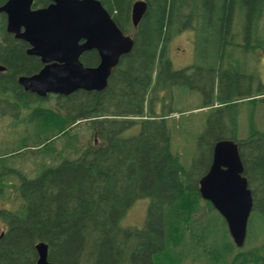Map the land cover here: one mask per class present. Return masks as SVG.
<instances>
[{
    "label": "trees",
    "instance_id": "obj_1",
    "mask_svg": "<svg viewBox=\"0 0 264 264\" xmlns=\"http://www.w3.org/2000/svg\"><path fill=\"white\" fill-rule=\"evenodd\" d=\"M6 1L0 0V7ZM98 1L119 30L131 37L132 50L119 59L105 89L54 97V108L42 106V99L18 84L19 77L36 74L42 64L27 55L26 43L7 33L6 17L0 13V67L4 68L0 71V116L30 109L27 116L34 124L27 135L35 142L23 139L21 149H33L42 156L34 177L14 171L18 181L11 188L17 205L13 209L0 206V264H36L38 243L47 245V259L52 264H184L186 258L193 264H212L210 252L220 251L211 246L205 216L217 212L201 199L199 180L210 167L214 145L233 140L245 163L243 175L247 177L248 170L254 178L249 179V184L254 183V211L262 210L264 133L255 129L245 139H237L235 118L227 119L231 130L224 134L218 125L207 127L197 135L199 144L204 145L196 146L190 164L183 166L171 150L168 122L172 111L165 112L164 106L171 105L175 88H202L193 76L197 63L175 69L170 48L175 37L191 32L197 56L210 48L218 58L226 48L240 50L243 55L264 53V0H144L146 10L136 27L130 12L137 0ZM48 4V0H35L32 8ZM79 60L85 67L99 63L95 51L83 53ZM210 68L214 86L222 78V70L217 64ZM230 72L225 74L226 82L223 80L226 96L219 94L217 84L216 96L204 101L200 110L227 111L243 100L264 96L260 78L261 93L233 94L235 85L254 73ZM81 126L92 137L87 145L77 152L65 144L63 149H68L72 158L46 164L44 160L57 149L50 156H45L44 150L58 137L77 141L72 131ZM199 149H206L205 158L199 157ZM13 158L0 160V201L7 198L3 190L12 173L7 163V167L1 164ZM199 160L208 166L196 172L203 165ZM140 200L148 201L141 226H125L129 212ZM229 245L226 253L231 255L237 248L230 239ZM262 251L256 264H264ZM233 256L235 264L248 261L245 254ZM219 258V264H224L229 257L224 258L221 252Z\"/></svg>",
    "mask_w": 264,
    "mask_h": 264
},
{
    "label": "water",
    "instance_id": "obj_2",
    "mask_svg": "<svg viewBox=\"0 0 264 264\" xmlns=\"http://www.w3.org/2000/svg\"><path fill=\"white\" fill-rule=\"evenodd\" d=\"M48 1L46 7L38 9L32 8L34 0H7L0 7L7 33L26 43L27 55L37 57L42 64L36 74L19 77L18 84L41 99L48 95L67 97L77 91H102L119 59L131 52L133 40L119 30L98 0ZM145 10L143 0L132 4L134 27ZM89 51L98 55L95 67H85L79 60ZM242 174L237 145L231 140L219 141L198 190L201 199L223 218L237 248L245 242L252 209L251 191ZM35 251L36 264H52L47 259L46 244L38 243Z\"/></svg>",
    "mask_w": 264,
    "mask_h": 264
},
{
    "label": "rangeland",
    "instance_id": "obj_3",
    "mask_svg": "<svg viewBox=\"0 0 264 264\" xmlns=\"http://www.w3.org/2000/svg\"><path fill=\"white\" fill-rule=\"evenodd\" d=\"M196 36H199L196 35ZM195 37L191 32H184L182 35L175 37L172 40V46L170 48L171 52V62H173V66L175 69H182L187 66H190L196 62V69L193 72L195 77V82L197 81L198 88H202L200 90H189L187 88H175L172 92V102L169 106H164V111L170 110L172 111L171 117L168 124L171 129V150L174 153L179 155L181 159V164L183 166H188L190 164V160L194 154V149L199 144V133H201L207 127H211L215 129L218 125V128H221V133L224 134L226 130H231L228 126L227 119H234L235 123L237 122V128L235 131V137L237 139H245L247 135L252 130H257L259 132L264 133V96L256 97V99L249 98L247 100H243V102L237 103L235 107H231V109H227V111H208V109H201L200 107H204V101L208 100V98H213L216 96L217 84L219 87V94L223 93V96H226L225 85L224 83L228 74L236 75L238 72L241 73L250 72L254 73L253 77L249 79H243L240 83L235 85L233 89V94L241 95L243 97L249 95H257L260 92V84L259 78L264 81V53H260L258 51H254L249 54H242L240 50H234L226 48L225 52H221V57L218 58L215 49L210 48L208 53L199 52V55L195 54L196 46L192 44V39ZM207 57L206 60L202 57ZM216 57V58H215ZM208 59L211 60V63L208 62ZM243 59V60H241ZM217 64V67L221 68L222 78L220 80H216V85L212 84V72L210 66ZM220 71L217 70V73ZM216 73V74H217ZM239 79V76H238ZM224 80V81H223ZM260 80V81H261ZM203 85L200 84L203 82ZM226 82V81H225ZM209 87L212 88V92H208ZM204 92H208L207 94H203ZM54 96H48L45 99H42L40 102L42 106H48L50 108H54L55 100ZM255 98V97H254ZM203 104V105H202ZM199 109V110H198ZM28 113H30V109L24 108L22 109L18 115L11 116H0V160L6 158L7 156L14 157L9 161H5L1 164V166L12 169V173L6 177L7 187L4 188V195L7 198L1 199L0 206L3 207H12L14 208L15 204L17 205V201L14 198V191L11 188V185H14L18 181V176L14 173V171H19L23 175H26L29 178L34 177L36 171H38L39 163H41L42 156L38 155V151L33 149H21L22 140L27 139L28 143L35 142L32 135H27L30 132V127L33 126V120H29ZM222 122V126H221ZM175 123H178L175 126ZM216 126V127H215ZM87 129L85 126H81L77 130H73L72 132L76 133L75 137L77 141L67 140V137H58L53 141L51 146H48L47 149L44 150L43 154L45 156H50L51 152L56 148L52 157L44 160L46 164L52 163L53 161H59L66 158H72V153L69 152L68 149L64 150L63 146L67 144L69 148L74 147L77 149V152L80 149H83L85 145H87L88 141L92 139L87 134ZM78 132V133H77ZM32 136V137H30ZM94 139V138H93ZM198 141V144H197ZM264 139L262 140V143ZM27 145H30L28 144ZM97 142H95L96 144ZM204 144L200 145L201 147ZM21 151L17 154L18 151ZM206 149H199L197 154L200 158L206 157ZM58 152V153H57ZM17 156H13V155ZM212 160V158H211ZM210 160V162H211ZM203 161V160H199ZM7 163V166L5 165ZM255 162L251 163V167H253ZM201 168H197L196 172H201V169L208 166V162L203 161ZM245 165V163H244ZM247 170V168H246ZM246 175L252 181L254 180L253 176L247 170ZM252 183L249 184L250 189L252 190ZM254 186V183H253ZM264 191V187L261 188ZM259 193L257 195V200H259ZM147 200H140L136 202L133 206V209L129 212L128 217L126 218L124 225L125 226H141V222L143 219V215L145 213ZM262 210L259 209L254 211V207L251 210V215L248 219L247 230H246V239L243 247L235 249L233 252L226 253L228 250L229 239L231 240L227 228L224 225V220L217 213H208L205 216L206 229L210 235L211 246L218 249L220 252L211 251L209 254V258L212 261V264H219V257H221V252H223V257L228 258L224 264H235L234 254L240 253L247 255V263L246 264H256L258 263L257 259L263 255L264 249V200L261 202ZM224 224H223V223ZM232 242V240H231ZM233 244V243H232ZM203 256V254L200 252ZM195 255L199 254L195 252ZM204 258V257H203ZM222 259V258H221ZM245 259V260H246ZM255 260V261H254ZM255 263H254V262ZM260 262V261H259ZM205 263V262H203ZM243 264V260L240 264ZM184 264H193L189 258L184 260ZM198 264V263H194Z\"/></svg>",
    "mask_w": 264,
    "mask_h": 264
},
{
    "label": "bare ground",
    "instance_id": "obj_4",
    "mask_svg": "<svg viewBox=\"0 0 264 264\" xmlns=\"http://www.w3.org/2000/svg\"><path fill=\"white\" fill-rule=\"evenodd\" d=\"M228 102H229V101H228ZM257 177H258V176H257ZM167 246H168V245H167ZM167 246H166V247H167Z\"/></svg>",
    "mask_w": 264,
    "mask_h": 264
}]
</instances>
